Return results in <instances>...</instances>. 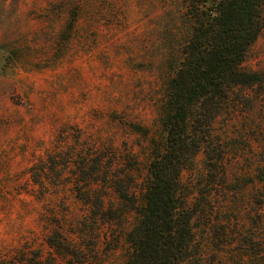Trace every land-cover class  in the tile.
I'll use <instances>...</instances> for the list:
<instances>
[{
  "label": "rangeland",
  "instance_id": "1",
  "mask_svg": "<svg viewBox=\"0 0 264 264\" xmlns=\"http://www.w3.org/2000/svg\"><path fill=\"white\" fill-rule=\"evenodd\" d=\"M192 27L185 0H0V264L124 263ZM211 132L179 172L178 264H264V79L231 87Z\"/></svg>",
  "mask_w": 264,
  "mask_h": 264
},
{
  "label": "trees",
  "instance_id": "2",
  "mask_svg": "<svg viewBox=\"0 0 264 264\" xmlns=\"http://www.w3.org/2000/svg\"><path fill=\"white\" fill-rule=\"evenodd\" d=\"M193 21L176 72L167 79L159 123L163 144L152 142L142 202H129L135 223L125 234L123 264H178L194 240L193 211L181 199L179 172L211 136L231 87L252 85L264 72L241 66L263 26L264 0H185ZM121 199L129 200L126 194Z\"/></svg>",
  "mask_w": 264,
  "mask_h": 264
}]
</instances>
